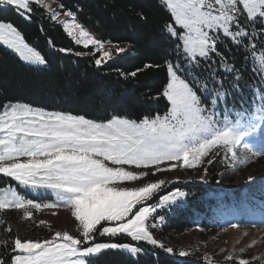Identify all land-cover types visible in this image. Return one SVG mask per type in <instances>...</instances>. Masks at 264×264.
<instances>
[{
	"label": "snow or ice",
	"instance_id": "snow-or-ice-1",
	"mask_svg": "<svg viewBox=\"0 0 264 264\" xmlns=\"http://www.w3.org/2000/svg\"><path fill=\"white\" fill-rule=\"evenodd\" d=\"M32 3L39 4L40 0H0V7L16 11L30 21ZM162 3L170 15L171 22L165 24L164 32L166 42L171 41L173 56L165 61V86L151 97L166 99L168 107L162 114L140 119L114 114L106 121H96L20 101L0 106V174L28 192L54 196L52 201L34 202L9 186L0 189V209L70 207L71 215L79 222V236L57 231L52 239H15V255L9 264H93L95 255L104 250L122 251L135 258L144 249L140 243L132 242L158 246L171 254L173 249L159 243L150 228L157 227V218L165 219L159 210L186 193L172 192L149 204L166 181L121 187L124 182L139 181L150 174L124 166L154 169L153 174L167 170L160 167L165 162H181L185 168H194L214 149H222L225 157L230 154L235 160L236 149L253 137L248 135L249 130H258L264 141V85H257L262 93L258 101L255 91L249 89L252 95L245 102L247 107L238 109L231 120L228 107L232 96L248 87L243 73L246 68L252 71V60L259 63L253 74L258 72L264 81V0ZM59 14L52 12L51 18L56 20ZM63 14L70 18L62 22L66 34L76 44L92 46V52L99 53L95 66L101 67L113 59L105 42L77 21L75 11L64 9ZM224 39L241 50L239 66L235 65L234 56L220 51L218 46H223ZM0 45L29 66L47 64L44 55L27 43L10 22H0ZM125 51L117 48L118 53ZM59 52L68 54L72 49L60 48ZM75 55L84 53L78 51ZM205 67L207 71H198ZM214 67L219 71H213ZM139 70L127 75L135 76ZM232 106H237L234 101ZM102 222L104 226L98 227ZM101 237L112 239L101 241ZM187 255V251L179 252L181 257ZM0 264L5 262L0 259ZM239 264L247 261L241 259Z\"/></svg>",
	"mask_w": 264,
	"mask_h": 264
},
{
	"label": "trees",
	"instance_id": "trees-1",
	"mask_svg": "<svg viewBox=\"0 0 264 264\" xmlns=\"http://www.w3.org/2000/svg\"><path fill=\"white\" fill-rule=\"evenodd\" d=\"M51 1L59 5L62 14L64 9L75 11L77 21L90 34L107 44L125 45L126 51L97 67L94 60L98 55L92 52V48L76 44L45 8L32 3L29 21L16 11L0 7V21L17 27L25 41L47 60L44 68L25 65L16 55L0 46V106L20 101L96 121H106L114 114L140 119L166 110L165 98L151 99L167 82L166 59H173L171 41L166 42L164 32L165 24L171 22L170 15L160 0ZM259 40L258 36L257 42ZM222 43V47L218 46L220 51L226 56H234V63L239 66L243 56L241 50L227 39ZM60 48H70L72 52L64 54L59 52ZM78 51L84 55H75ZM249 67L252 71L246 68L243 73L244 81H249L248 87L232 96L228 105L234 114L247 107L245 102L252 95L249 89L255 91L257 101L262 94L257 85H264V81L259 79L258 72L253 74L259 69L258 60H252ZM137 69L140 70L135 76L127 75ZM212 70L219 71V68ZM198 71H207V67ZM224 84H228L227 79ZM232 101L236 107L232 106ZM253 107H258V104H253ZM244 114L247 115L246 112ZM214 155L204 159L200 170L205 172L200 178L170 187V191L175 187L181 189L186 196L159 211L165 217L162 221L163 235L173 248L172 254L149 247L135 258L122 252L108 251L95 257L93 264H239L241 259L247 264H264V255L257 256V251L252 250L235 251L225 256L213 251L210 259H200L208 250L216 249L220 236L231 229H264V223L259 227L256 221L225 223L223 220L231 210L241 216L240 205L243 203L250 206L251 216L264 211V157L255 160L251 157L252 161H249L237 155L231 164L223 157L213 159ZM5 185L6 180L0 177V188ZM233 224L237 227H232ZM189 234L191 239L185 247L179 243V238ZM182 246L186 250L180 251H187V257L177 255ZM8 248L12 250L10 245L0 246V259L4 258L5 264H9L15 255ZM229 256L232 259H228Z\"/></svg>",
	"mask_w": 264,
	"mask_h": 264
},
{
	"label": "rangeland",
	"instance_id": "rangeland-1",
	"mask_svg": "<svg viewBox=\"0 0 264 264\" xmlns=\"http://www.w3.org/2000/svg\"><path fill=\"white\" fill-rule=\"evenodd\" d=\"M160 1L162 2V0ZM38 5L45 8L51 15L52 12L60 13L56 19V21L60 24H62L63 21L70 19L66 15L62 14L59 5L51 0H40V3ZM46 5L50 7H45ZM88 48H92V46H89ZM105 48L106 50L108 49L111 50L114 59L118 54H120L117 52V48L126 49L127 47L125 45H111L105 43ZM8 51L13 53L11 50ZM13 54L17 56V54L15 53ZM95 54L99 56V53H95ZM23 63L25 65H28L25 62ZM45 66H40L36 68H44ZM230 111L232 115L229 116V119L231 120L236 116V114H234L232 110ZM218 118L223 119V116H218ZM248 135H251L253 137L246 139L245 143L236 149L237 155L244 157V159H248L249 161H252L251 157H253L254 160L261 158L262 156L264 157V141L260 139L258 130H249ZM217 152L220 153L219 156L216 154L214 155V153ZM210 154L214 155L213 159L216 157L219 158L223 157L226 162L229 161L231 162V164L234 163V161L236 160V159L233 160L230 154H228V156L225 157L222 149H214L212 152L209 153V155ZM206 157L203 158V161ZM203 161L201 164H199L194 168H185L181 162H165V164L161 165L160 167L165 168L167 170L161 172H155V174H153L154 169H134L131 166H124L128 170H134L137 172L149 171L150 174L149 176L143 178L142 180L135 182H124L120 186L135 187V186H142L145 182H155L159 179L165 180L166 181L165 185L162 186V188L153 196V199L151 201H148V203L151 204L153 201L157 200L159 197H162L163 195H168L172 192L181 191V189L179 190L177 189V187L173 188L172 191H170L171 190L170 187L174 185L188 184L192 180L200 178L203 175L202 173L205 172L200 170ZM173 163L176 165L175 168L170 167V165ZM194 175H198V176L195 177ZM0 177L6 180V185L0 189L7 188L10 186L12 188H15L18 192L24 194L27 198L33 199L34 202H44V201L54 200V196H42L40 194V191L28 192L27 190L18 187L17 182L12 180L11 178L3 177L2 174H0ZM179 199L182 198H178L177 200ZM168 206L169 205H166L165 208H167ZM240 209L243 211V214H241V216L238 215L237 211L234 210L227 212L226 215L223 217L225 223H227L228 221H230L229 223L231 222L240 223L242 221L247 223H252V221H256L255 223L257 224L256 226L259 227L262 226L261 223H264V211L259 212L254 216H251L252 212H249L250 206H247L244 203L240 205ZM29 213L30 215H28ZM153 215H157V214H153ZM41 221H43L44 223H41ZM155 223L157 227L150 228V231L153 233L154 237L158 240L159 243H162L163 245H165V247H171L168 238L163 235V227H162L163 222L157 218ZM103 226L104 223L102 222V225L98 227H103ZM78 229H79V222L76 221L75 218L71 215L70 207H52V208L42 207L41 209H35L32 208L31 206H28L27 208H23V209H16V208L0 209V246L10 245L11 247H13L14 240L17 238L21 239L22 242L28 240L36 241V240L52 239L57 231L67 232L68 234L73 236H79ZM225 233L226 234L220 236L219 243L216 244L217 248L208 250L206 254L200 256L201 260L206 261L207 259H210V255L212 254L213 251L216 254H220L221 252L223 256L228 254L230 255L235 251L238 253L240 251H249V250L257 251L255 254L257 256L264 255V229L245 230V229L234 228ZM99 239L101 241H106L112 238L101 237ZM124 239L127 240V238ZM190 239H191V235L189 234L184 238L183 237L179 238V243L185 246L189 243ZM117 241L119 242V238H117ZM132 243L133 244L140 243L143 249H145V247L160 249L161 251L169 254L164 249L158 246L147 245L144 242H132ZM185 247L182 246L179 249V251L186 250ZM8 251L10 252L12 250L8 248ZM108 251H118V250H104L100 254ZM118 252H122V251H118ZM100 254H96L95 257L99 256ZM177 255H179V253H177ZM5 258H7V256H5ZM2 260L4 261L5 259L3 258Z\"/></svg>",
	"mask_w": 264,
	"mask_h": 264
}]
</instances>
